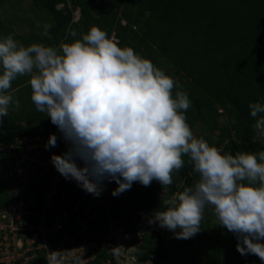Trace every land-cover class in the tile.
<instances>
[{"label": "clouds", "instance_id": "9594fccd", "mask_svg": "<svg viewBox=\"0 0 264 264\" xmlns=\"http://www.w3.org/2000/svg\"><path fill=\"white\" fill-rule=\"evenodd\" d=\"M50 28L45 24L41 35L51 39ZM70 35L72 42H62L58 47L45 43L25 46L12 34L0 38V124L8 117L10 107L19 108V100L9 92L12 82L27 75L32 103L63 134L58 140L50 134L49 138L16 140L13 145L0 143V151L7 153L17 145H32L38 140L45 142L46 149L53 147L43 151L41 157L46 160L47 153L53 155L55 168L42 172L35 182L38 190L42 186L40 193L31 192L27 201L19 199L9 204L20 202L28 213L26 223H42L45 230L59 223L66 233L61 221L72 219L80 229L73 236H66L77 243L79 233L93 237L94 232L85 231L88 220L81 221L79 208L71 216H60L56 211L59 202L68 200L75 205L71 196L65 198L60 193L57 197L63 177L75 180L94 196L101 194L106 180L118 185L113 196L130 190L134 182L147 187L155 180L167 188L187 156L198 180L161 201L166 207L157 211L151 222L173 232L177 239H189L201 231L205 209L211 206L218 224L236 236L237 251L242 256L255 255L264 262V150L222 154L193 134L185 116L191 106L187 93L177 91L173 96V89L182 85L150 59L129 46H118V41L97 26L80 38H76L75 31ZM249 109L250 116L255 118L253 139L264 143V103H250ZM63 139L70 147L63 144ZM78 160L83 166L77 165ZM45 177L48 181L42 184ZM50 191L54 195L48 199ZM40 198V209H30ZM49 216L53 217L50 223ZM113 228L114 225L108 226V232ZM62 231L45 232L53 253L50 264H64L56 251L62 242L51 251L47 238L55 232L63 237ZM103 245L110 251V264L116 259L113 250L119 244ZM69 255V264H84L83 256ZM39 256L46 261L42 251H35L32 259L14 264H29Z\"/></svg>", "mask_w": 264, "mask_h": 264}, {"label": "trees", "instance_id": "16d2710c", "mask_svg": "<svg viewBox=\"0 0 264 264\" xmlns=\"http://www.w3.org/2000/svg\"><path fill=\"white\" fill-rule=\"evenodd\" d=\"M31 1L50 13L57 23L56 30L68 25L70 12L66 4L72 2L73 8L78 7L84 18L81 27L74 26L71 29V32L77 33L76 38L87 33L92 26H97L110 38L118 41V46L131 47L140 56L150 59L154 65L159 58L165 59L167 68L162 71L170 77L176 75L174 80L182 85V88L173 89V96L177 91H184L191 101V106L185 112L190 128H198L196 137L204 138L222 154L235 155L237 152L256 153L264 150V143L253 139L255 118L250 116L249 109L250 103H264V0ZM71 37L69 40L74 39ZM22 85L21 79L14 80L9 92L15 96L21 89L15 87ZM28 106L26 108H31ZM14 108V105L10 107L8 117L3 118L5 120L0 124V143L13 145L16 140L49 138L50 134H55L58 140L63 135L51 123L50 118L36 108L29 115L21 110L25 108L19 107L16 112ZM12 151L20 154L21 150L15 147ZM4 152L0 151V163L8 155ZM14 159L12 172L0 183V209L3 210L14 200L27 201L31 192L40 193L34 179L21 188L19 172L25 169L26 161L19 155ZM183 159V168L173 175V184L167 188H162L155 180L147 187L134 182L130 190L113 196L112 192L118 185L114 181H104L99 198L103 199L106 194L110 196L109 214L100 205L92 209L91 213L97 211L98 214L88 220L85 231L95 232L97 235L91 237L90 241L103 239L108 232L109 218L113 220L114 228H128L125 233L138 234L141 228L134 227V224L140 221L139 212L143 211L147 218H152L157 211L165 209L166 206L161 201L169 199L198 180L189 158L184 156ZM77 165L83 166L79 160ZM47 181L45 177L41 183L46 184ZM60 193H64L65 198L73 196L75 202L87 191L75 180L63 177L57 197ZM88 202H81L77 214ZM41 203L40 198L29 208L37 211ZM212 212L209 206L204 214ZM52 219L49 216L48 223ZM68 220L66 218L61 223L71 237L80 226L72 219ZM207 221L204 216L201 231L189 239H183L182 243L192 247L195 243L208 242L211 238L204 232ZM211 222L213 224L212 220ZM221 227L227 230L220 225ZM167 234L174 236L173 232L161 228L158 223L154 224L153 230H146L141 237L142 245L138 247L136 258L143 264H160L163 258H170L172 250L169 245L172 238L166 240ZM47 238L50 250L54 251L62 242V233L55 232ZM81 240L82 238H76L78 243ZM223 241L222 258L216 255L203 259L193 258L187 264H264L255 255L242 256L237 251L238 241L233 233L229 232ZM65 248L68 249V246L65 245ZM109 253L107 249L105 256L106 253L100 250L95 260L89 264H103L102 262L111 259ZM111 262L113 264L114 261ZM29 264H46V261L39 256Z\"/></svg>", "mask_w": 264, "mask_h": 264}, {"label": "rangeland", "instance_id": "374dc122", "mask_svg": "<svg viewBox=\"0 0 264 264\" xmlns=\"http://www.w3.org/2000/svg\"><path fill=\"white\" fill-rule=\"evenodd\" d=\"M0 21L2 24V27H0V38L9 34L14 35V32H16L21 36H25V38H23L24 41H22L28 45L32 43H44L45 41H43V39L47 40V37L41 35L43 26L45 24H49L52 27L53 25V17L50 15V13H48L39 5L33 3L31 0H3L2 2H0ZM37 22H39L40 27H37ZM155 66L163 70V68H167V62L165 61V59L159 58ZM25 76H23V79ZM171 77L175 79L176 75H171ZM20 78H22V76L18 77L17 79L20 80ZM13 97L14 99L19 100V107L25 108L21 110L25 111L27 115H29L28 113L30 112L32 114V112L36 110L35 105L31 101L30 84L25 85L23 88L17 91V93ZM28 105H30L31 108H26L29 107ZM14 109L16 112L17 108L15 107ZM13 113L14 112L12 111V114ZM4 120L5 119H3V122ZM191 130L195 136H197V134L199 133V129L196 127L192 128ZM44 144L45 142H41V140H38L35 141V143H33L32 145H27L25 143L23 144V146L17 145L16 149L21 150L20 154H16L12 150L7 153L6 150L4 152L8 154L6 155V160H3L2 163H0V183L1 180L5 178V176H9L12 172L15 166L14 157L16 155H19L26 161L25 169H21V171L19 172L21 176V188L26 187V184L31 179H34L35 182H38L39 176L40 174L42 175V172L44 174L48 171L51 172L50 167H48L47 170V165L43 166L45 160L41 157L43 156V151H45L44 149H42ZM39 167H44L45 171L43 169L39 171ZM40 187L39 188L42 189V186ZM70 199L73 200L74 197L71 196ZM86 200H88L89 202L82 207V212L79 214L83 223L98 214L97 211H93V213L91 214L92 209L96 206L100 205L104 208V212L106 214H109L108 203L110 201V196L106 194L104 199H100L99 196H94L93 194L88 192L85 194H81L79 198L75 200L74 206L72 205L74 203L71 204V202H68V200L63 201V203L59 202L56 205V211L60 216H64L65 213H67L68 216H71L72 212H74L76 208H81V202H84ZM204 216L208 220L207 228L204 232L207 236H210L211 239L208 242L195 243L192 247H189L185 242L182 243L183 239H177L174 238V236L170 237V235L167 234V236L165 237L166 240L172 238V243H170L169 245V248H171L172 251L170 254V258H163L160 264H187L193 258L203 259L211 255L220 256V258L223 257L224 251L221 250V247L224 243L223 240L226 236L229 235V232L227 230H223L222 227L220 228V225L218 224V221H216L217 219L215 218L213 212L211 214H204ZM139 217L140 221L134 224V227L141 228V231H139L138 234L130 235L125 233L126 230H129L128 228L125 229L122 227H117V229L113 228L111 232H108V234L103 237L104 241L90 242L89 240L91 238V235H84L79 233L76 236L77 238H82V240L81 242L76 243V245L78 246L77 250L75 251L76 256H83L84 264H89L90 262L95 260L100 250H103V252L106 253L105 256H107V248L106 245L103 244L111 243L119 244V248L117 249L118 246H116V248H114L113 250L116 253L113 254L116 258L114 259V261L117 260V264H123L124 262H127V264H143L136 258L135 255L138 251V247L142 245V235L146 230H153L154 224L156 223L151 222L152 218L145 217V212L143 211L139 212ZM211 220L213 221V224ZM108 226H113V220H111V218H109ZM209 229H214V232L209 231ZM94 235H97V233L94 232ZM88 244H92V246H89ZM165 253H167V249ZM6 260L8 261L9 259ZM102 263L108 264L107 260ZM110 264H112V262H110ZM113 264L116 263L113 262ZM147 264H149V262Z\"/></svg>", "mask_w": 264, "mask_h": 264}, {"label": "built area", "instance_id": "2783aa9c", "mask_svg": "<svg viewBox=\"0 0 264 264\" xmlns=\"http://www.w3.org/2000/svg\"><path fill=\"white\" fill-rule=\"evenodd\" d=\"M42 142V141H41ZM66 147H70L69 143L62 140ZM51 148L43 146L45 151L51 150ZM46 155L48 159L45 160L47 168H55L52 163L51 157L53 155ZM56 178L58 175L56 174ZM54 195L53 191L48 194V199H51ZM28 213L23 209L20 202L9 204L4 210H0V263L14 264L17 261L23 259L25 262L32 259L35 256V251H42L46 258L47 264H50L52 252L49 251L48 243L45 238V232L47 231H62V227L59 223L53 225L52 229L45 230L42 223L37 226L26 223V217ZM24 218V220H22ZM82 225L80 220H77ZM28 232L30 235L28 236ZM63 232L62 243L57 247L56 251L59 252V257L63 260L64 264H69L70 255H76L75 251L78 246L75 243L74 238H68L65 231ZM68 245V250L65 251L64 245ZM92 246V244H88ZM29 253H31L29 255ZM6 259H9L8 261Z\"/></svg>", "mask_w": 264, "mask_h": 264}, {"label": "crops", "instance_id": "0c3cea01", "mask_svg": "<svg viewBox=\"0 0 264 264\" xmlns=\"http://www.w3.org/2000/svg\"><path fill=\"white\" fill-rule=\"evenodd\" d=\"M73 5L74 4H72V2H68L66 4V7L69 9V12H70V21H69L68 25L65 28H61L60 30H56L55 27H57V23L53 19V25L50 28V31H51V33H50L51 39H48V38H47V40L46 39H43V41H45L44 42L45 44L50 45V46H57L58 47L62 42H69V43L72 42L73 39L72 40H69L70 37H71V35H70L71 29L74 26L76 28L77 27H81L82 26V23H83V20H84L80 9L78 7L73 8ZM13 37L16 40H19V42H21L23 45H25V46L28 45V44H26V43L23 42L24 41L23 38H25V36H21L19 33L14 32ZM20 79H21V82L23 81V85L20 86V87H15V88H18L19 89V88H22L23 86L29 84L28 83V81L30 79L29 76L27 77V75H26L24 77V79H23V76H22V78H20ZM29 114H31V112Z\"/></svg>", "mask_w": 264, "mask_h": 264}]
</instances>
